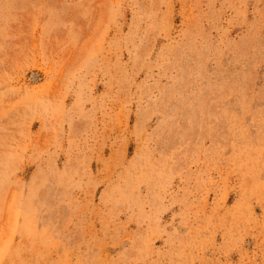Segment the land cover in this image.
Segmentation results:
<instances>
[{
	"label": "rangeland",
	"instance_id": "obj_1",
	"mask_svg": "<svg viewBox=\"0 0 264 264\" xmlns=\"http://www.w3.org/2000/svg\"><path fill=\"white\" fill-rule=\"evenodd\" d=\"M0 264H264V0H0Z\"/></svg>",
	"mask_w": 264,
	"mask_h": 264
}]
</instances>
